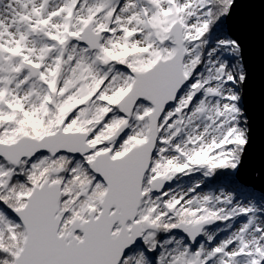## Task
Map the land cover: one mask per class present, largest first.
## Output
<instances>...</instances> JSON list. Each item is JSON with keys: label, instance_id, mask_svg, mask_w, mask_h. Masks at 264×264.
Wrapping results in <instances>:
<instances>
[{"label": "snow or ice", "instance_id": "snow-or-ice-1", "mask_svg": "<svg viewBox=\"0 0 264 264\" xmlns=\"http://www.w3.org/2000/svg\"><path fill=\"white\" fill-rule=\"evenodd\" d=\"M0 264H264V0H0Z\"/></svg>", "mask_w": 264, "mask_h": 264}]
</instances>
